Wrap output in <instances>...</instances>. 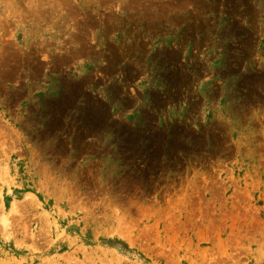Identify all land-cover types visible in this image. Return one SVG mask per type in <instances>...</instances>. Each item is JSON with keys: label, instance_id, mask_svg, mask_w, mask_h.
Returning <instances> with one entry per match:
<instances>
[{"label": "rangeland", "instance_id": "obj_1", "mask_svg": "<svg viewBox=\"0 0 264 264\" xmlns=\"http://www.w3.org/2000/svg\"><path fill=\"white\" fill-rule=\"evenodd\" d=\"M0 264H264V0H0Z\"/></svg>", "mask_w": 264, "mask_h": 264}]
</instances>
